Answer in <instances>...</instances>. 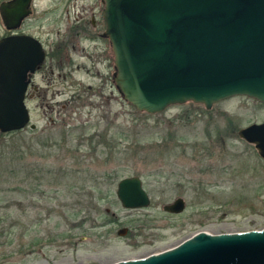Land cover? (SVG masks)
<instances>
[{"label":"rangeland","instance_id":"374dc122","mask_svg":"<svg viewBox=\"0 0 264 264\" xmlns=\"http://www.w3.org/2000/svg\"><path fill=\"white\" fill-rule=\"evenodd\" d=\"M31 9L16 33L48 54L25 101L35 129L0 134V264H113L198 232L264 228V162L237 135L264 123V103L237 96L209 110L138 112L112 86L108 43L89 23L101 19L100 0H34ZM130 177L147 208L117 200ZM177 198L184 211L164 212Z\"/></svg>","mask_w":264,"mask_h":264},{"label":"water","instance_id":"95a60500","mask_svg":"<svg viewBox=\"0 0 264 264\" xmlns=\"http://www.w3.org/2000/svg\"><path fill=\"white\" fill-rule=\"evenodd\" d=\"M32 0L0 4L4 28L18 30ZM114 58L113 82L123 101L155 115L193 103L206 110L237 96L264 103V0H101ZM41 44L25 35L0 40V133L30 123L25 106L28 76L44 62ZM35 129V125H29ZM264 162V123L238 131ZM122 208H147L138 177L117 184ZM177 198L163 211L180 214ZM114 264H264V229L211 235L198 232L147 257Z\"/></svg>","mask_w":264,"mask_h":264},{"label":"flooded vegetation","instance_id":"af4514ba","mask_svg":"<svg viewBox=\"0 0 264 264\" xmlns=\"http://www.w3.org/2000/svg\"><path fill=\"white\" fill-rule=\"evenodd\" d=\"M102 11V10H101ZM100 16V15H99ZM95 17L93 16L92 19L90 20V25L92 27V31H94L96 34V37H98L99 39L103 40L101 38V30L104 26V23L102 21V13H101V19L98 20V21H95L94 19ZM97 23H98V26H97ZM105 41V40H103ZM109 51V52H108ZM103 53V52H102ZM47 54L46 51H45V61H46V58H47ZM104 54V53H103ZM105 57H106V62L108 63V61H110V69H111V74H110V81H111V84L113 86V55H112V52L110 50V48L108 47L107 51H105ZM110 56V57H109ZM45 63V62H44ZM44 65V64H43ZM38 72V70L29 77V84H28V88H27V93H28V90L29 88L32 86V79H33V76Z\"/></svg>","mask_w":264,"mask_h":264}]
</instances>
